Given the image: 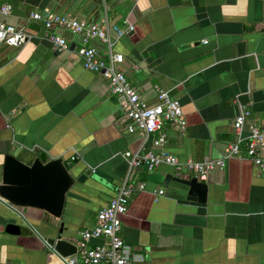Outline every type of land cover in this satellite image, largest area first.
Masks as SVG:
<instances>
[{"label": "crops", "instance_id": "1", "mask_svg": "<svg viewBox=\"0 0 264 264\" xmlns=\"http://www.w3.org/2000/svg\"><path fill=\"white\" fill-rule=\"evenodd\" d=\"M3 4L11 11L0 13V20L21 28L29 40L19 47L0 42V182L8 153L27 164L62 157L75 177L61 220L31 207L20 214L63 222L65 237L75 243L129 174L144 183L120 217L123 241L143 257L134 264H264V171L248 158H230L209 172L201 181L207 184L201 203L187 200L186 185L164 183L167 174L177 176L173 166L128 171L122 155L163 149L180 161L218 157L235 138L232 124L241 108L250 111L249 123L264 119V0H0ZM32 12L132 25L113 45L123 55L120 68L149 104L156 101L155 86L168 90L181 105L185 129L165 124L162 148L128 132L107 80L82 66L77 54L82 37L63 27L47 31L30 18ZM47 32L64 37L67 49L54 51ZM87 44L106 54L104 42ZM10 213L0 199V214ZM35 227L37 233L23 234L14 224L0 225V264H62L44 246V224L37 221ZM70 257L79 262L78 254Z\"/></svg>", "mask_w": 264, "mask_h": 264}, {"label": "built area", "instance_id": "2", "mask_svg": "<svg viewBox=\"0 0 264 264\" xmlns=\"http://www.w3.org/2000/svg\"><path fill=\"white\" fill-rule=\"evenodd\" d=\"M11 11L9 4L0 6L1 14ZM30 18L41 21L47 31L54 27H63L82 37L83 45L77 49L85 70L101 74L108 83L109 90L119 101L123 118L126 121L125 128L130 133H139L143 142L151 141L157 148L167 141L165 124H169L178 131L186 127L185 115L179 101L158 86L156 89V101L147 103L138 90L128 81L124 71L120 68L123 55L113 50L117 38L133 30L132 25L120 28L112 25L106 18L99 22H90L83 18H76L70 14L49 13L41 15L32 12ZM110 31L115 33L112 38ZM53 50L60 52L67 49L66 39L54 32L46 34ZM90 39H98L105 43L106 54L87 44ZM28 35L19 27L0 20V42L19 47L27 43ZM250 111L241 108L233 120L235 138L226 144L223 152L218 157L205 155L201 160L180 161L175 155L163 149H148L144 152L126 150L122 155L127 160L128 171L132 168L144 166L151 170L160 164L173 166L177 176L188 173L199 181H204L209 172L215 168H221L230 158H248L260 171H264V119L260 123H249L247 117ZM73 159V156L71 157ZM144 190L143 182L130 179L127 174L117 188L116 194L109 202L101 207L95 216L94 224L78 232L75 242L76 253L79 262L72 257H59L62 264H134L140 262L143 257L132 254L121 235V219L128 208L132 195ZM159 190L157 194H162ZM97 241L92 246L89 242Z\"/></svg>", "mask_w": 264, "mask_h": 264}, {"label": "water", "instance_id": "3", "mask_svg": "<svg viewBox=\"0 0 264 264\" xmlns=\"http://www.w3.org/2000/svg\"><path fill=\"white\" fill-rule=\"evenodd\" d=\"M74 174L67 168L62 157L43 162L35 158L31 164L12 154H5L0 182V199L8 207L9 215L0 214V225L6 223L19 227L23 234L37 233L35 225L41 221L47 231L44 246L57 257H69L76 253V245L64 235L61 221L44 218H25L20 209L31 207L43 210L54 219L63 215L67 192L74 185ZM176 181L188 187L187 200L205 202L207 184L196 177L188 179L167 174L164 183Z\"/></svg>", "mask_w": 264, "mask_h": 264}]
</instances>
